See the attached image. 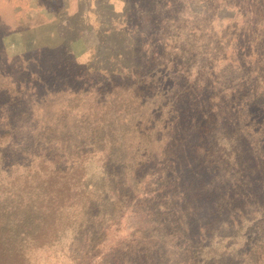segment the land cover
Returning <instances> with one entry per match:
<instances>
[{
	"label": "trees",
	"instance_id": "1",
	"mask_svg": "<svg viewBox=\"0 0 264 264\" xmlns=\"http://www.w3.org/2000/svg\"><path fill=\"white\" fill-rule=\"evenodd\" d=\"M197 1L187 49L110 75L103 93L72 43L37 47L23 79L0 74V264L62 241L71 264H264V0ZM217 16L245 50L209 90L188 63ZM91 89L94 109L69 105ZM60 95L61 119L35 116Z\"/></svg>",
	"mask_w": 264,
	"mask_h": 264
},
{
	"label": "rangeland",
	"instance_id": "2",
	"mask_svg": "<svg viewBox=\"0 0 264 264\" xmlns=\"http://www.w3.org/2000/svg\"><path fill=\"white\" fill-rule=\"evenodd\" d=\"M183 1L186 5L180 0L174 3H163L162 0H133L130 5H126L124 0H110L113 8L109 10L106 9L105 0H0V35L2 33V36H5V49L3 52L0 50V74L4 72L13 75L15 79H23L24 75L19 73V68L31 65L28 62L37 47L49 48L48 50L52 51L59 45L71 48L72 43L77 61L84 63V68L91 73V81L86 87L100 89L103 93L110 87V75L114 80L118 78L116 76L119 72L126 74L134 68L148 70L146 64H150V58L157 56L162 48L170 59H174L178 54L174 45L180 44L184 49L188 48L193 28V15L189 9L193 4H199L196 3L197 0L195 3L192 0ZM218 18L220 17H213L211 23L204 24V36L201 35L199 39L196 37L195 40L197 56L193 62L188 63L194 73L199 63L203 66L200 72L213 83V88L209 84V90H216V77L225 73L227 64L230 66V59L237 52L243 53L245 50L243 44L234 47V33L230 36L231 42L226 43L227 37H222V29L227 26V20L219 21ZM231 32L232 29H228V33ZM210 51L213 52L212 58L206 56ZM5 57H8V61L12 60V63L4 65ZM160 75L169 77L164 73ZM3 77L5 78L1 81L8 83L7 76ZM92 89L70 104L63 95L46 101V110L35 111V116L47 120L61 119L63 112L68 110H62L60 106L64 108L63 105L66 104H76L84 113L89 108L94 109V97L98 92ZM33 99L39 101L41 94H34ZM153 115L158 122L157 114ZM73 118L76 121L80 116L69 114L67 121L72 122ZM252 130L254 131V128ZM240 131L244 129L241 127L238 132ZM159 133L161 137L163 134ZM157 143L160 145L161 140ZM94 166L95 164L91 167ZM129 216L130 214L124 217L119 236L128 232L127 227L131 226L128 223ZM66 234L68 238L71 237L69 230ZM65 244L66 241H62V244L31 251V264H71V261L62 257L60 261V250Z\"/></svg>",
	"mask_w": 264,
	"mask_h": 264
}]
</instances>
